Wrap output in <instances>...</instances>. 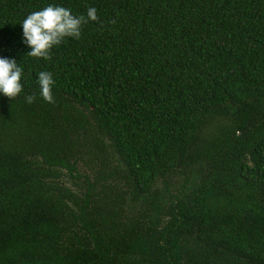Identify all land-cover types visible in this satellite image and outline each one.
I'll list each match as a JSON object with an SVG mask.
<instances>
[{
    "label": "trees",
    "instance_id": "trees-1",
    "mask_svg": "<svg viewBox=\"0 0 264 264\" xmlns=\"http://www.w3.org/2000/svg\"><path fill=\"white\" fill-rule=\"evenodd\" d=\"M48 4L99 19L44 60ZM0 57V264H264V0H0Z\"/></svg>",
    "mask_w": 264,
    "mask_h": 264
},
{
    "label": "clouds",
    "instance_id": "clouds-1",
    "mask_svg": "<svg viewBox=\"0 0 264 264\" xmlns=\"http://www.w3.org/2000/svg\"><path fill=\"white\" fill-rule=\"evenodd\" d=\"M98 19L95 7H88L86 16L73 15L71 9L54 4L29 13L22 22L23 42L31 48L28 55L50 60L53 46L60 45L66 37L79 39L82 25ZM22 74V68L14 59L0 57V93L11 99L17 97L23 90ZM38 83L42 98L54 104L52 74L47 71L39 72ZM34 100L32 95L26 97L28 103Z\"/></svg>",
    "mask_w": 264,
    "mask_h": 264
}]
</instances>
